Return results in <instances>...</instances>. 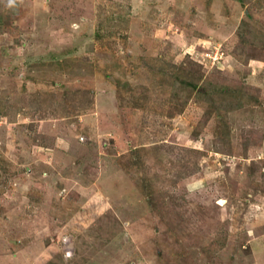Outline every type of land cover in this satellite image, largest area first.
I'll use <instances>...</instances> for the list:
<instances>
[{
    "label": "rangeland",
    "instance_id": "rangeland-1",
    "mask_svg": "<svg viewBox=\"0 0 264 264\" xmlns=\"http://www.w3.org/2000/svg\"><path fill=\"white\" fill-rule=\"evenodd\" d=\"M0 264H264V0H0Z\"/></svg>",
    "mask_w": 264,
    "mask_h": 264
}]
</instances>
